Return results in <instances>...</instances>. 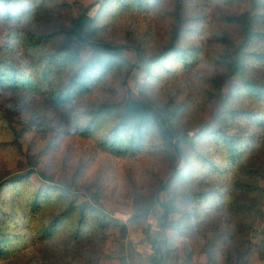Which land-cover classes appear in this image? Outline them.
<instances>
[{
  "label": "rangeland",
  "instance_id": "obj_1",
  "mask_svg": "<svg viewBox=\"0 0 264 264\" xmlns=\"http://www.w3.org/2000/svg\"><path fill=\"white\" fill-rule=\"evenodd\" d=\"M144 1L109 0L95 7L90 14L97 21L87 37L161 53L180 25L176 44L186 49L189 64L169 55L163 65L155 64L146 72L112 60L110 70L96 79L83 98L66 105L54 102L49 81L30 92L0 88V184L27 173L37 158L57 184L70 186L76 177L97 184L106 198L134 205L135 233L123 228L130 216L104 209L102 224L91 214L92 222L81 229L68 214L52 236L42 238L38 230L44 221L67 208L66 200L54 198L32 221L21 219L17 230L27 236L7 258H0V264H105V237L110 235L116 237L112 256L124 257L127 264H151L163 221L160 201L172 198L180 211L171 217H182L187 234L178 247L172 246L167 263L180 264L212 245L214 264H264V216L258 212L264 204V125L252 119L255 112L264 119V99L243 90L246 81L264 84V58L259 57L264 54V0ZM24 5L26 13L14 24L0 18V48L17 46L10 39L13 31H64L85 10L77 0H25ZM250 18L254 33L247 36ZM237 51L242 60L232 72L229 64ZM91 55L90 50L83 51L82 62ZM130 96L148 101L177 137L194 135L197 150L186 161L179 159L157 128L135 151L105 148L100 145L101 134L84 133V105L116 103L115 115H119ZM227 107L250 111V117L217 120ZM115 120L110 117L103 127L113 126ZM201 131L203 137L197 136ZM222 132H238L245 139L238 156L214 138ZM176 168L183 169L184 176L164 192L160 187ZM88 204L95 201L90 198Z\"/></svg>",
  "mask_w": 264,
  "mask_h": 264
},
{
  "label": "trees",
  "instance_id": "obj_2",
  "mask_svg": "<svg viewBox=\"0 0 264 264\" xmlns=\"http://www.w3.org/2000/svg\"><path fill=\"white\" fill-rule=\"evenodd\" d=\"M24 1L0 0V18L6 24H14L19 21L20 17L26 13ZM77 1L85 6V10L64 31L50 34L19 31L10 33L12 44L17 43V46H1L0 48V88L21 89L30 92L41 88L45 81H49L53 84L51 85V94L54 102L58 105H66L71 100L83 98L95 85L96 79L102 73L110 70L112 60L122 61L130 67V70L139 69L146 72H150L155 64L163 65L169 55L177 56L182 63L189 64L190 58L186 49L176 44L182 32L180 25L175 27L172 43L165 51L148 54L145 48L139 45H115L89 39L87 34L97 21L90 11L97 6L106 4L109 0ZM137 2L146 3L144 0H137ZM230 18L234 19V17ZM250 25V28L245 31L247 36L254 33L253 19L251 18ZM53 41L56 42L53 47L46 48L44 46ZM18 48L19 51L15 54L14 51ZM85 50H90L92 55L82 62V53ZM259 57L264 58V54L260 53ZM22 59L28 63L23 62ZM241 60V52L237 51L236 57L229 64V69L234 72ZM64 70L67 71L64 72ZM263 87L264 84L259 82L246 81L244 89H242L256 92L254 95L256 98L264 99V89L261 90ZM237 89L239 90V88L232 87V90L237 91ZM82 108L84 133L101 134L100 145L105 148L118 151L125 147L127 150L135 151L146 144L148 134L153 128H157L172 144L179 159L186 161L188 156L197 150L194 135L185 133L177 137L176 130L167 126L166 118L158 112H153L149 102L144 99L128 97L119 115H115L117 104L111 102L89 103ZM248 113L250 111L227 107L225 113L217 115L215 118L223 120L225 117H230L235 121L237 118L250 117ZM252 114L254 116L252 119L263 126L264 119L260 112ZM110 117H116L114 125L103 127ZM12 131H16V128L12 127ZM238 132L237 134L216 133L214 138L229 149V154L238 156L241 153V146H244L246 142L245 139H240ZM202 135H204L203 131L197 136L203 137ZM15 142H18L21 149L18 137L15 138ZM33 160L35 163L27 168V173L0 184V258H7L11 254L12 248L18 247L22 238L27 236L23 231L17 230L21 219L32 221L45 204L54 198L63 203L66 200L67 208L52 219L44 221L38 230L43 234L42 238L52 236L61 227L68 214L78 220L79 228L85 229L93 220L90 215H94L100 221L104 215V209L130 216L123 228H130L128 230L130 235L135 233L132 217L135 212L134 205L106 198L100 193V187L97 184L82 182L76 177L70 186L57 184L48 173L47 165L38 161L37 158ZM186 168L187 165L184 170ZM182 170L176 168L168 183L161 185V190L168 192L176 178L184 176ZM8 188L10 192L5 194ZM90 198L95 201V205L89 206ZM160 205L164 209L163 221L160 225L159 238L153 246L154 253L151 257V264H169L167 260L174 249L172 246L178 247L187 234L181 223L182 217L178 219L171 217L173 213L180 211L174 199H162ZM258 212L264 216V204L259 206ZM100 222L102 224V221ZM27 227L23 226V228ZM105 238L106 244L103 251L107 257L105 264H127L124 257H114L110 253L116 237L110 235ZM180 264H214L213 246L210 245L205 249L193 252L188 259Z\"/></svg>",
  "mask_w": 264,
  "mask_h": 264
}]
</instances>
